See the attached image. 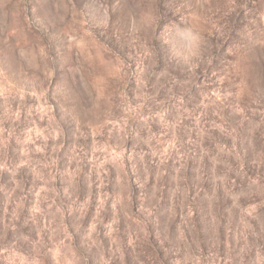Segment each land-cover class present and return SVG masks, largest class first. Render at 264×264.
Listing matches in <instances>:
<instances>
[{
    "label": "clouds",
    "instance_id": "obj_1",
    "mask_svg": "<svg viewBox=\"0 0 264 264\" xmlns=\"http://www.w3.org/2000/svg\"><path fill=\"white\" fill-rule=\"evenodd\" d=\"M0 264H264V0H0Z\"/></svg>",
    "mask_w": 264,
    "mask_h": 264
}]
</instances>
